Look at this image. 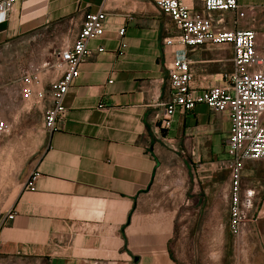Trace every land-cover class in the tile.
Wrapping results in <instances>:
<instances>
[{"label": "crops", "instance_id": "0c3cea01", "mask_svg": "<svg viewBox=\"0 0 264 264\" xmlns=\"http://www.w3.org/2000/svg\"><path fill=\"white\" fill-rule=\"evenodd\" d=\"M100 9L107 13L104 34L89 42L92 55L66 95V114L53 131H43L19 173L7 211L15 217L0 224V264H185L173 249L184 230L224 227L230 181L216 162L226 157L228 115L197 104L178 112L170 129L157 126L171 99L168 73L176 56L186 52L201 93L228 86L230 45L166 44L178 30L156 0H18L0 25V65L23 66L24 52L44 60L50 29L66 26L72 14L81 25ZM259 11L264 0H238L235 12L213 16L223 18L225 29H253L235 18ZM257 39L263 55L264 32ZM31 76L47 85L43 70L7 79L6 109ZM242 186L255 191V203L230 264H264V161L245 165Z\"/></svg>", "mask_w": 264, "mask_h": 264}, {"label": "built area", "instance_id": "2783aa9c", "mask_svg": "<svg viewBox=\"0 0 264 264\" xmlns=\"http://www.w3.org/2000/svg\"><path fill=\"white\" fill-rule=\"evenodd\" d=\"M18 0H0V25L5 23ZM202 8L196 9L185 0H156L157 7L175 24L178 34L166 44L178 43L184 47L204 45H230L234 51V68L225 77L227 87H211L197 93L193 88L194 75L186 52L178 54L168 73L171 99L161 116L160 131L172 126L178 112L192 111L197 104L207 105L216 114H227L230 136L226 157L216 162L217 170L229 176V225L238 238L255 203V191L242 186V171L248 162L264 161V54L258 52V33L254 29H225L223 18L216 19L214 12H235L238 0H201ZM107 13L104 9L88 13L72 41L64 42L52 61L46 62L43 72L47 85L35 77H26L27 86L11 109H6L0 91V137L8 134L13 122L8 114L32 113L44 110V128L51 132L66 114L65 98L80 76V66L92 55L89 42L104 34ZM126 35V28L119 36ZM126 47V44H123ZM103 49L99 48V52ZM40 69V68H39ZM38 69V70H39ZM36 73V72H34ZM37 80L40 86L32 84ZM25 187L33 189L32 182ZM8 212L5 220H13Z\"/></svg>", "mask_w": 264, "mask_h": 264}, {"label": "rangeland", "instance_id": "374dc122", "mask_svg": "<svg viewBox=\"0 0 264 264\" xmlns=\"http://www.w3.org/2000/svg\"><path fill=\"white\" fill-rule=\"evenodd\" d=\"M196 9L202 8L201 0H194ZM264 13H253L248 17L237 15L235 20L246 22L247 27L253 28L257 33L264 32ZM87 15V14H86ZM84 16V19L86 17ZM77 14H72L68 17L66 26L60 27L56 24L55 27L48 31L44 42L49 43L50 52L45 54H36L32 58L28 53L24 52V65L15 69V64L7 63L6 66L0 65V91L5 88L3 83L14 81L15 77L22 72L39 73L43 70L41 63L44 61H52V57L56 55L59 48L64 42L72 41L74 36L80 29V22ZM82 20V22L84 21ZM33 62V63H31ZM46 63V62H45ZM40 68V69H39ZM39 69V70H38ZM39 109L32 113H21L20 115L8 114L12 122L11 131L0 137V224L4 220L7 211L17 192V180L19 173L24 166L32 161L31 154L36 151L43 137V131H47L42 127V117H44ZM44 121V120H43ZM228 144V142H227ZM227 150V147H226ZM226 154V152H225ZM223 157V156H221ZM217 158V157H216ZM220 158V157H219ZM217 158L216 160H218ZM29 160V162H27ZM203 159L200 158L196 164H201ZM27 162V164H25ZM195 164V163H194ZM196 165L194 166V168ZM226 217L224 227L215 230H184L180 235L182 239L173 244V249L179 259H182L185 264H230L233 263V255L235 254V236L232 234L229 219V197L225 198ZM224 214L222 213V216ZM213 239V242L211 240Z\"/></svg>", "mask_w": 264, "mask_h": 264}]
</instances>
